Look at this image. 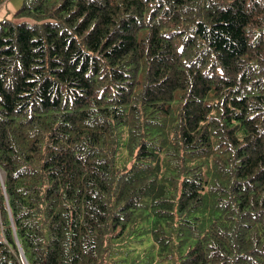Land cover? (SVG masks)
<instances>
[{
	"label": "trees",
	"instance_id": "obj_1",
	"mask_svg": "<svg viewBox=\"0 0 264 264\" xmlns=\"http://www.w3.org/2000/svg\"><path fill=\"white\" fill-rule=\"evenodd\" d=\"M144 235L158 264H264V0H22L0 264H105Z\"/></svg>",
	"mask_w": 264,
	"mask_h": 264
},
{
	"label": "rangeland",
	"instance_id": "obj_2",
	"mask_svg": "<svg viewBox=\"0 0 264 264\" xmlns=\"http://www.w3.org/2000/svg\"><path fill=\"white\" fill-rule=\"evenodd\" d=\"M21 3L22 0H8L2 3L0 5V20L5 17L11 19L13 10L17 9ZM21 20L24 18L13 21ZM125 155L126 153L123 151L122 158ZM109 246H111L110 255L107 256L105 264H158L160 262L151 238L146 235L138 238L125 237L123 240L110 243ZM163 264H167V262L163 261Z\"/></svg>",
	"mask_w": 264,
	"mask_h": 264
},
{
	"label": "water",
	"instance_id": "obj_3",
	"mask_svg": "<svg viewBox=\"0 0 264 264\" xmlns=\"http://www.w3.org/2000/svg\"><path fill=\"white\" fill-rule=\"evenodd\" d=\"M20 252H21V255H22L23 259H24V262H25L26 264H28L27 261H26V258H25V256H24V254H23V252H22L21 249H20Z\"/></svg>",
	"mask_w": 264,
	"mask_h": 264
}]
</instances>
